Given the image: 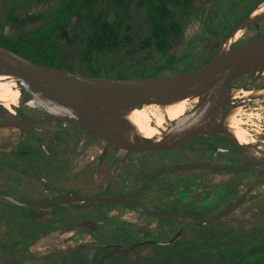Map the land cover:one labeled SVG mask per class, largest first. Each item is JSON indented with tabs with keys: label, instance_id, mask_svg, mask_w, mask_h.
Wrapping results in <instances>:
<instances>
[{
	"label": "rangeland",
	"instance_id": "obj_1",
	"mask_svg": "<svg viewBox=\"0 0 264 264\" xmlns=\"http://www.w3.org/2000/svg\"><path fill=\"white\" fill-rule=\"evenodd\" d=\"M60 1L0 0V20L4 21L12 7L19 2L16 16L23 18L46 10ZM107 1L109 0L105 3ZM260 8L263 9L264 5L261 4ZM233 13L236 12H232L227 18L229 23L244 14L242 11L235 19ZM128 24L130 26L128 25L129 28L125 33L131 39L129 45L116 54L99 56L96 59V65L102 71L112 67L117 70L124 69L125 78L133 75L131 71L141 70L145 63L140 61L152 54L139 48L142 41L150 35L145 12L133 7ZM33 27L29 25L24 30H31ZM201 30L202 18L189 21L185 31L186 42L194 41V37L199 35ZM247 30L239 33L241 40ZM20 31L12 24H7L4 28V33L7 35H16ZM62 45L72 65L77 69L76 72L88 74L83 70L81 42L78 40L74 45H66L62 42ZM190 53L191 56L187 61L180 63L176 68L166 70L164 74L176 75L197 70L208 58L204 46L198 47L194 44ZM156 54L153 53L155 56ZM153 73L154 71H142L139 74ZM116 75L118 71L113 72L111 76L114 78ZM100 76L107 75L102 73ZM261 84L263 87L264 76ZM257 89L259 88L250 90ZM247 92H242L240 95ZM262 95L263 99H258L232 112L234 125L246 134L248 142L264 141V90ZM8 113L12 115L10 111ZM5 116L8 115L1 114L0 118ZM57 129L64 133L71 131L70 128L63 129L61 123H47L21 131L0 129V192L24 202L69 195L84 198L124 197L135 193L143 177L148 173L162 168L196 164L201 159L188 152V143H186L170 151L154 154H127L124 151L119 153L117 151L116 154L120 159L113 162L112 167V157L115 152L109 149L105 160L95 162L102 155L104 144L96 141L95 149L88 148L89 141L80 135L78 147L75 148L79 152H75L74 157L68 160L70 149L56 150L53 147L55 144L49 143L46 139ZM39 138H44L49 149ZM143 138L159 140L161 137ZM23 141L30 142V148L29 145H22ZM256 150L264 152L263 147ZM47 151L55 155L56 160L48 157L45 153ZM7 152L8 155L1 154ZM203 175L204 171L201 169L171 171L157 174L147 183L142 198L160 214H174L175 218L149 219L138 206L90 204L75 207L64 205L25 207L13 205L0 198V264H84V261L79 260V255L85 258L91 256L93 264H145L156 254L168 250L169 247L162 243L170 241L186 225L188 226L184 232L169 244H185L189 240L203 236L204 244L217 243L222 251H227L232 249L230 244L233 243L232 245L240 250L234 248L231 253L240 256L244 252L254 257L260 252L264 260V240L262 241L264 178L261 186L253 191L250 199L230 218L214 224L194 225L193 221H189L180 213L206 215L207 208L216 209L225 206L226 201L221 195L234 192L230 187L198 186L201 182L198 183L197 180ZM235 176L230 175L233 178ZM16 227H19L21 232L19 230L16 232ZM108 244L115 247L106 249ZM100 247L106 250L103 254L99 253L95 260L94 256ZM133 256H136L137 260ZM244 258L246 257H241L242 263ZM241 260L238 259L234 264H241ZM247 260L248 257L244 264H252Z\"/></svg>",
	"mask_w": 264,
	"mask_h": 264
},
{
	"label": "water",
	"instance_id": "obj_2",
	"mask_svg": "<svg viewBox=\"0 0 264 264\" xmlns=\"http://www.w3.org/2000/svg\"><path fill=\"white\" fill-rule=\"evenodd\" d=\"M262 4L264 5V2ZM262 18H264V10L258 7L230 33L214 56L202 67L176 75L132 78L91 76L38 64L0 47V75L13 77L21 94L19 105L14 107L15 111H10L12 116L0 119V129L19 130L47 123H63L130 153L166 152L203 136L228 142L242 153H246L247 146L264 148V141L240 143L228 127L233 125L238 128L234 125L233 111L263 99L264 86L240 95L247 89H239L233 85L238 79L247 76L257 78L264 76V33L234 46L241 39L239 33L257 24ZM188 97L196 99L192 109L161 131L159 140L143 138L127 120V116L132 111L145 105H169ZM22 107L38 112L41 116L31 118L16 115V111L22 112ZM251 161L250 167L258 168L255 179L246 193L221 214L213 219L185 213L180 215L194 217L199 222L193 221V224L201 225L218 223L223 217L231 214L251 194L258 178L264 172L263 161L255 159ZM199 168L202 166L187 165L156 170L144 177L135 193L124 197L84 198L69 195L24 202L0 192V198L13 205L25 207L47 205L75 207L90 204L138 206L150 214L138 198L144 193L147 183L153 176L164 172ZM245 168L210 169L230 173ZM158 216L175 217L174 214H158ZM187 226L162 245L174 242Z\"/></svg>",
	"mask_w": 264,
	"mask_h": 264
},
{
	"label": "trees",
	"instance_id": "obj_3",
	"mask_svg": "<svg viewBox=\"0 0 264 264\" xmlns=\"http://www.w3.org/2000/svg\"><path fill=\"white\" fill-rule=\"evenodd\" d=\"M105 1L61 0L46 10L23 18L16 16L19 2L12 7L4 21L0 20V47L38 64L76 72L77 69L69 60L62 42L74 45L79 40L83 45L80 52L83 70L88 75L100 76L103 73L107 75L106 77L112 78L113 72L118 71L114 78H125L124 69L117 70L112 67L102 71L96 65V59L99 56L116 54L129 45L131 39L125 31L130 26L128 24L130 12L133 7H137L145 12L146 22L150 28L149 37L142 41L139 48L152 54L140 61L146 65L144 64L141 70L131 71L133 75L129 78L163 76L166 70L176 68L180 63L187 61L194 44L198 47L204 46L208 52L206 60L208 62L230 33L264 2V0H109L106 3ZM242 11L244 14L229 23L227 18L232 12H236L233 13L236 19ZM198 17L202 18L201 33L194 37V41L186 42V26L189 21ZM7 24H12L21 31L16 35H7L4 33ZM29 25L34 26L33 29L25 31V27ZM245 41L240 40L234 46ZM153 53H157L156 56ZM142 71L154 73L139 74ZM1 114L10 115L7 109L0 105V116ZM16 228L18 232L19 227ZM203 241L204 237L199 236L185 244H167L165 246L169 247L168 250L156 254L145 264H169L170 261L172 262L170 264H234L243 256L248 257L252 264H264L260 252L257 256L250 257L240 251L243 253L238 256L230 252L234 248L240 250L232 245L233 243L230 244L232 249L222 251L217 243L205 245ZM109 245L105 248L115 247ZM106 249L98 248L94 259L97 260V255L101 252L103 254ZM78 257L84 264L88 262L93 264L91 256ZM133 257L137 260L136 256ZM246 258L243 263L241 260V264H244Z\"/></svg>",
	"mask_w": 264,
	"mask_h": 264
},
{
	"label": "flooded vegetation",
	"instance_id": "obj_4",
	"mask_svg": "<svg viewBox=\"0 0 264 264\" xmlns=\"http://www.w3.org/2000/svg\"><path fill=\"white\" fill-rule=\"evenodd\" d=\"M263 33H264V18L259 20L257 22V24L249 27V29L246 31L245 35H243L242 40L248 41V40H250L254 37H257ZM244 78H247V79L242 80ZM244 78H241V80L238 79L237 81H235L233 84L234 87H239V89L240 88L247 89L246 91H249L250 89L253 90L256 88H261L262 77L257 78L255 76H247ZM237 82H239V84H237ZM238 99H241V97H238ZM16 115H18V116L25 115V116L31 117V118H36V117L41 116L40 113L32 111V110L25 108V107H22V112L16 111ZM11 116L12 115H8V116L2 117V118H7V117H11ZM2 118H0V119H2ZM61 126L63 129L70 128L71 131L64 133L60 129H57L53 133L51 132L52 134L48 135L46 137V139L49 140L48 141L49 143L55 144L54 146L53 145L52 146L56 150H58V149L69 150L70 149L71 152H70V157L68 158V160L69 159L71 160V157L72 158L74 157L75 152H79V150L75 149V148L78 147V138L80 135H81L80 137H84L89 141L88 148L95 149V145H96L95 142L96 141L104 144V148L102 149V153H101L102 155H100V157H98L97 160H95V162L100 161V160H105L107 158V154L109 153V149H112L115 152V154L112 157V167L114 166L113 162L117 161V159H120L116 154L117 151H118V153H119V151H124L127 154H131L130 152H126L123 149H118V148L110 145L109 143H107V142H105V141H103V140H101L95 136L87 134V133H85V132H83L77 128H74L70 125H65V124L61 123ZM8 129H10V128H8ZM24 129H26V128H24ZM19 130L21 131V129H19ZM39 139H41V141H44V138L43 139L39 138ZM38 142H39V140H38ZM21 144L24 146H28L30 144V142L23 141V142H21ZM44 144H45V146L47 145V143L45 141H44ZM29 148H30V145H29ZM47 148L49 149L48 145H47ZM257 148L258 147H256V146H247V147H245L246 153H242L234 145H232L228 142H224V141L219 140V139L211 138V137H204V136L203 137H196V138H194L193 141H189L188 145H187L188 152L190 154H193L194 157L199 156V158H201L200 160H198V163L191 164V165H200V166H202V168H199V169L204 171L203 177L199 178L197 180L198 183L201 182V184H198V186L203 185V186H209V187H222V188L223 187H230L231 190L234 192L233 193L226 192L223 195H221V197L226 201L224 207H220V208L218 207L216 209H214L212 207L207 208V209H205V210H207L206 215H202L200 213L199 214H197V213H191V214L186 213V214L187 215H193V216H200V217L208 216L206 219H213V218L217 217L219 214H221L224 210H226L229 206H231L239 197L244 195L246 193V191L249 189V187L251 186L253 180L255 179L257 171H258L257 167H250V164H252L251 159H255V160L264 162V152L262 153V152L256 150ZM45 153L48 157L56 160V158H54L55 155L50 154L48 151ZM1 154L2 155H5V154L8 155L9 153L7 152V153H1ZM10 158H11V156L8 157V160ZM8 160H4V161L9 162ZM242 167H246V168L243 170L234 171V172H230V173H221V172H217L215 170L210 169V168H213V169L236 170V169H239ZM233 174H234V176L235 175L236 176L234 178L230 177V175L233 176ZM263 178H264V172L258 178L253 191H255L258 187L261 186ZM240 191H241V193H240ZM253 191L251 192V194H249V196L247 198H245V200L238 206V208H236L231 214L223 217V219L220 221L223 222L224 220L230 218L236 211H238V209H240V207H242L250 199ZM142 195L138 198V200L143 205H145L147 207L150 214L146 213L141 207H139V208H141L143 210L146 217L149 219L160 218L158 216V214H160V213L155 210V207H154V209H152L148 205V203L142 198ZM184 217L186 219H188L189 221L199 222L194 217L186 216V215ZM203 218H205V217H203Z\"/></svg>",
	"mask_w": 264,
	"mask_h": 264
},
{
	"label": "bare ground",
	"instance_id": "obj_5",
	"mask_svg": "<svg viewBox=\"0 0 264 264\" xmlns=\"http://www.w3.org/2000/svg\"><path fill=\"white\" fill-rule=\"evenodd\" d=\"M264 10V8H263ZM245 95V94H244ZM21 101V94L17 88V81L6 75H0V104L12 111ZM196 99L188 97L182 101L169 105H145L132 111L127 120L142 137H161L169 124L190 111ZM240 143H246V134L233 125L228 126Z\"/></svg>",
	"mask_w": 264,
	"mask_h": 264
}]
</instances>
